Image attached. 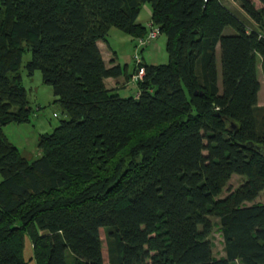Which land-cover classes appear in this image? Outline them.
<instances>
[{"label": "trees", "instance_id": "obj_1", "mask_svg": "<svg viewBox=\"0 0 264 264\" xmlns=\"http://www.w3.org/2000/svg\"><path fill=\"white\" fill-rule=\"evenodd\" d=\"M230 1L252 28L221 0H0V264H26L24 236L35 264H103L100 230L107 264H264V0ZM143 4L167 61L140 62L122 99L103 80L124 69L96 43L144 38ZM24 51L66 116L34 161L2 133L29 121Z\"/></svg>", "mask_w": 264, "mask_h": 264}, {"label": "rangeland", "instance_id": "obj_2", "mask_svg": "<svg viewBox=\"0 0 264 264\" xmlns=\"http://www.w3.org/2000/svg\"><path fill=\"white\" fill-rule=\"evenodd\" d=\"M225 4L235 15L246 22V26L248 28H252V24L249 23L244 15H242L236 3L229 4L228 2H225ZM148 30L149 29L147 28V32ZM225 31L231 32L230 29H226ZM155 40L157 42H164V37L163 35H158ZM145 50L148 51L149 47ZM142 57L146 63L149 62L145 51L142 53ZM161 57V60L160 55L159 58L154 60L156 63L155 65L165 64L167 61L166 54L164 52V44L161 45ZM28 60L29 53L24 51L20 57L18 74L21 79L20 84L24 89L27 107L29 108V121L25 124L6 125L2 128V133L7 141L16 147L19 154L23 158H25L27 161H34L40 156V152L37 149L38 136L51 133L52 129L58 125L59 121L64 120L66 116L61 110L59 104L54 102L55 98L52 96L50 88L42 84L39 72H34L30 77L26 76L23 66ZM216 67L219 74L218 57L216 60ZM258 70L259 67L257 68V71ZM258 81L261 83V86L258 92L257 105L264 106V85L261 81L259 71ZM241 181L242 179L240 177L232 175L218 198H223L229 191L235 189L241 183ZM252 203L264 204V190L258 194ZM250 204L251 203H246L245 205L248 206ZM211 221L214 223L217 222L214 218H212ZM99 236L101 241L102 256L104 261H107L105 233L103 230L99 231ZM208 239L212 245V256L215 258L221 257L222 240L219 233L217 232L216 227L212 229ZM22 257L26 264H35L34 260L32 259L31 245L27 236H24L23 238ZM69 258V254L66 253V260L69 261Z\"/></svg>", "mask_w": 264, "mask_h": 264}, {"label": "crops", "instance_id": "obj_3", "mask_svg": "<svg viewBox=\"0 0 264 264\" xmlns=\"http://www.w3.org/2000/svg\"><path fill=\"white\" fill-rule=\"evenodd\" d=\"M222 3L230 9L225 2H228L229 4H234V2L230 0H221ZM135 22L145 28L147 30L148 25L150 23V7L147 4H143L139 12L136 16ZM224 33L229 34V31H224ZM164 42H157L152 41L147 45L144 49L138 48L136 45V41L134 38L124 35L120 32H118L115 29H109L104 41H98L96 43V47L99 51L100 57L102 59V62L105 66V68H110L113 65H117L120 68L124 69V74L116 77V78H106L103 80V85L107 90H111L115 92L120 98H128L132 97L137 93V88L134 83L130 81V77L134 74V62H133V55L134 53H138L139 57L141 59V62L148 64V65H155V59L159 58L161 60V45H163ZM149 47V50L146 51L145 49ZM146 52L148 56L149 62H145L142 53ZM215 57L217 60L218 57V51L216 49ZM258 66H256V75L258 80ZM260 74V73H259ZM261 76V75H260ZM262 81V79H261ZM259 83V81H258ZM261 83H259V89H260ZM258 89V92H259ZM258 97V93H257ZM258 106V105H257ZM103 257V256H102ZM103 264H107V261H104Z\"/></svg>", "mask_w": 264, "mask_h": 264}, {"label": "built area", "instance_id": "obj_4", "mask_svg": "<svg viewBox=\"0 0 264 264\" xmlns=\"http://www.w3.org/2000/svg\"><path fill=\"white\" fill-rule=\"evenodd\" d=\"M148 29L149 30L144 38H137L135 40L138 48H145L147 45H149V43L154 41L156 37L159 35L155 27L148 25ZM133 62L136 69L134 70V74L130 77V81L135 84L136 81H139L143 75V70L142 68L139 67L141 59L137 52L134 53L133 55Z\"/></svg>", "mask_w": 264, "mask_h": 264}]
</instances>
